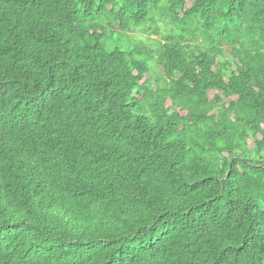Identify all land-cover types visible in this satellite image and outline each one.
Segmentation results:
<instances>
[{
    "label": "trees",
    "instance_id": "obj_1",
    "mask_svg": "<svg viewBox=\"0 0 264 264\" xmlns=\"http://www.w3.org/2000/svg\"><path fill=\"white\" fill-rule=\"evenodd\" d=\"M0 264H264V0H0Z\"/></svg>",
    "mask_w": 264,
    "mask_h": 264
},
{
    "label": "rangeland",
    "instance_id": "obj_2",
    "mask_svg": "<svg viewBox=\"0 0 264 264\" xmlns=\"http://www.w3.org/2000/svg\"><path fill=\"white\" fill-rule=\"evenodd\" d=\"M190 2H191V0H188V3H190ZM188 5H190V4H188ZM159 27H160L161 31H165V30L168 31V29L162 27L161 24H159ZM153 29L154 28L150 29L149 31H144V30H141L139 28H136L130 32L126 31V33H128L127 34L128 36H131V37L134 36V40H142L144 42H147V45H149V44H153L152 40L159 38V36L153 32Z\"/></svg>",
    "mask_w": 264,
    "mask_h": 264
}]
</instances>
